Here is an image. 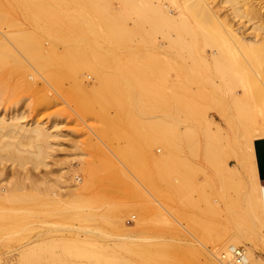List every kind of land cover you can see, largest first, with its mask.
Masks as SVG:
<instances>
[{"label":"rangeland","instance_id":"374dc122","mask_svg":"<svg viewBox=\"0 0 264 264\" xmlns=\"http://www.w3.org/2000/svg\"><path fill=\"white\" fill-rule=\"evenodd\" d=\"M123 1L0 0L1 10H3L1 13L3 16H1L5 19L2 22L4 25L0 28V39L9 30H12L11 32L16 31L23 24L33 20L63 19L74 21L84 18L100 20L99 18L102 19L100 16L106 10L109 16L115 19L126 13L124 12L126 9L129 10H126L129 12L126 15L128 17L126 22L129 28H133L135 26L134 21L138 19L137 12L133 9L140 8L137 7L140 1L133 0L135 3L138 2L137 5L133 4L132 10L131 7L124 6L125 2ZM10 23L13 25L10 26ZM147 26L149 25L145 24L144 27ZM146 29L149 30V27ZM68 30L67 34L69 33L68 35L73 38L76 28L70 27ZM99 30H101L100 27L97 28L98 33L96 35L100 38L102 30L101 33ZM160 34L162 33L154 34V37L151 38L145 35L147 43L144 56L148 59V65L150 63L158 65L157 70L148 69L143 71L144 73L139 70L135 72L137 75L139 73V77L141 76V79L137 78L138 82L145 81L147 83L149 87H146L147 90L138 85V87L135 85L134 87L132 84H126L121 79L127 75L124 65L129 61H137L140 57V52L134 48V45L137 44L136 37H133V42L130 43L128 49L119 48L113 50L114 52L105 46L103 39H98L95 51L87 49L88 52L86 53L90 55L84 53V55H88L89 60L87 59L77 66L73 58L70 57L68 66L64 68L68 76L54 81L52 91H49L51 88L42 81H39L37 87L32 91L22 88L19 84L30 73L31 65L10 55V49L1 48L4 54L0 57V115L12 116L21 112L26 115V122L32 123L33 120L44 122L53 134L50 138L51 148H49L48 155L39 168L33 165L34 169L31 162H28L29 164L26 163L24 166H27L24 168L25 170H22L20 166L17 167L19 163L16 162L12 165V170L11 163L4 162L9 167L6 166L7 178L0 177V186L8 183L11 186L10 195L13 194V196L9 197V200L8 197L5 198L6 200L0 197V220L2 221H0L2 223L0 228L4 231L0 229V264H18L19 252L29 243L38 246L35 247L38 254L28 264H209L211 253L223 252L222 254H225L223 250L227 244L225 245L226 242L224 241L232 232H235V225H237V223H233L232 218L237 214L236 211L241 209L243 211L244 209L241 205H244L242 196H245L249 190L248 185L245 184L247 178H231L229 184L227 181L230 182V179L224 178L223 180L227 182L225 186L220 184V178H207L206 167L209 174L214 173V170L208 166L203 156V129L202 124L200 125V121L197 119L199 117L193 116L196 120L191 117L194 121L190 124L188 122L191 121L190 117L182 111V113L177 111L180 110L177 109L180 106L179 100L183 98L180 92L182 94L185 92L183 94L185 97V94L196 91L199 86L196 83H183L186 77L184 74L187 75L188 72L184 63L186 54H182L183 51L178 53V50H176L177 53H174L175 50L170 47H167V51H165L166 45H170L168 41H165L168 39L161 37L164 36L163 34L159 36ZM36 35L31 51L41 52L45 47L51 45L54 32L47 28H39ZM155 36H157L156 39H160L157 40V43ZM148 38L151 41L155 39L154 43L157 46ZM163 38H165L164 41ZM64 49L63 45H58L59 51L62 52ZM172 50L174 51L172 52ZM172 53L175 56L181 54L185 58L184 61L182 62L181 55L178 59V56L175 57ZM108 56L114 58L105 63L104 59ZM183 63L184 66L182 67ZM56 64L57 66H55ZM56 64L50 62V65H47L51 72H59L61 65ZM109 65H111L110 68ZM191 71L193 75L197 76L198 70L197 72L194 69ZM95 73L115 74L119 80L107 83L99 82L94 79ZM178 85L181 86V91L177 89L179 88ZM183 85L187 87L190 85L193 88L191 87L192 90H190L188 87V90L184 87V89ZM195 87L197 88L195 89ZM155 92L160 93V96L164 94V97L168 98L165 99L163 96L160 98L159 95L157 98ZM128 95L132 98L134 96L137 101L140 98L139 103L141 101L146 103L149 106L146 108H150L149 111L146 109L144 112L135 110L131 113L124 112L110 101L113 97L122 99L126 96L128 98ZM172 95L178 96L176 98L179 100L176 101L175 99V101L179 105L174 102ZM167 100H171V102L168 103ZM139 103L135 107H140ZM170 107L172 109H169ZM138 108L136 107V110ZM174 108L177 109L175 110L176 114ZM213 113L215 112H211L209 116L211 117ZM167 115H171L169 118L174 119V121H170L171 123L180 121L174 124L180 132L188 127L195 129L192 135L195 138L192 137L194 140L190 141L191 144L189 143V146H194L195 149L193 148V150L196 152L191 151L192 163L199 168L198 178H195V181L200 182L198 186L206 188L205 191L209 196L208 203L210 202L212 205L210 203L204 205L206 203L198 199L200 198L199 192L194 191V193L191 192V197L194 199L193 201H199L198 203L195 202L197 207L195 204L193 205L195 206L194 209L191 204L187 203L184 194L174 187V179L178 180L179 178H169L168 181H163L160 178H153V176L148 178L150 175L147 176L148 173H146L144 178H139V181H142L140 186L133 184L131 160L122 158L118 151H121L127 141L131 139L130 141L145 149L153 148L157 155L162 154L163 147L160 144H155L152 139L156 134L154 127L146 130L147 136L145 134L141 136L135 129L146 124V126L149 124L156 126L160 121L166 122V120H170ZM177 115H179V120ZM215 115L217 114L215 113ZM186 117L188 118L184 120ZM219 119L218 117L217 121ZM225 126H227L226 123ZM179 142L182 146H179L180 148L187 149L184 140ZM223 145L226 146L227 142L224 141ZM235 149L237 150V148ZM241 150L243 149L241 148ZM226 160L229 169L230 167L234 168L237 164L233 157L228 156ZM141 164L138 163L137 165ZM94 167L97 169L91 170ZM15 168L17 169L16 175L30 172L33 173L31 175L34 178H14L13 171ZM261 169L264 175V158L259 169L260 172ZM79 179H82L83 182L79 183ZM259 179H261L264 188V176ZM234 183H240L239 188H237L238 184ZM74 184H79L77 190H73L72 185ZM205 184L206 186H204ZM227 184L235 186L231 187L230 185V188ZM205 191L203 192L205 193ZM220 193L223 196L222 200L219 197ZM167 195L171 198L169 199ZM178 196L183 200L182 202ZM92 198H97L100 203H91ZM234 198L239 199V201L236 202V199L234 201L236 204L232 205L231 199L234 200ZM229 203L232 205L231 209H235L233 206L237 207L238 204L242 203L240 209L238 207V210L235 209L236 214L232 213L233 217L229 212ZM216 204L218 207L220 206L219 210L218 207L216 208ZM93 208L99 210L102 215L99 223H95L93 218L92 220L88 219L87 214L92 212ZM201 210H205L206 213ZM141 216H145V218ZM236 217L234 218L238 219V215ZM139 218H142L144 223L138 229L139 236L132 246L133 249L115 247L121 242L120 231L118 230L122 226L121 223L123 224L124 221L128 226H131L134 224V220H139ZM233 228L234 230H232ZM247 230L250 231L246 232L247 235L250 233L252 239L250 240L247 238L249 236H246L250 240L245 239L246 244L256 250L264 261V228H251L247 225ZM220 240H224L223 243H218ZM59 243L70 245L71 251L83 250L82 248L85 247L91 248L97 254L96 259L87 258L81 254L65 256L62 248L56 246Z\"/></svg>","mask_w":264,"mask_h":264},{"label":"bare ground","instance_id":"6f19581e","mask_svg":"<svg viewBox=\"0 0 264 264\" xmlns=\"http://www.w3.org/2000/svg\"><path fill=\"white\" fill-rule=\"evenodd\" d=\"M139 1L140 2L137 1L139 3L137 7L140 8L133 9L138 15V19L134 21L135 26L133 28L127 26L126 20L128 17L126 15L129 14V12H127L129 10H127L126 7H131L132 10L134 7L133 4H136L137 2L135 3L133 0H124V6L126 7L123 6V8L127 11L125 10V15L123 14L117 19L111 18L106 10L104 11L105 16L102 14V16H100L102 19L99 18L100 20H92L90 18H84L82 20L76 19L74 21L63 19H50L45 21L33 20L27 24H23L19 29H16V31L11 32L12 30H9V32L3 34V37L0 39V57L4 54L2 49H10V55L16 57L19 61H26L31 65L30 73L19 84L22 88L32 91L37 87L39 81H42L47 87L51 88V90H49V88L48 90L52 91L53 82L57 79H62L67 75L64 68L68 66L70 57L73 58L75 65L79 66L88 59V55H84V53L89 54L86 53L88 52L87 49H91L93 52L95 51L98 39H103L102 41L105 46L114 52L119 48L128 49L130 43L133 42V37H136L137 44L136 46L134 45V48L137 52H140V57H138L137 61H129L124 65V69L127 70V75L123 78L121 77V79L129 85L132 84L133 86L138 85L141 88H149L145 81L138 82L137 78L139 77V73L137 75L135 72H138V70L143 72L148 69H151L152 71L157 70L158 65L150 63L149 66L148 59L144 56V50H146L147 43L145 35L151 38L154 37V34L162 33L164 36H161L162 34L159 36L166 37L168 40L163 38V41H168L170 46L166 45L164 48L165 45L163 44L164 46L162 48L160 47L161 50L164 48L165 51H167L166 48L170 47L175 50H172L174 53H177L176 50H178V53L179 51H183V53H181L186 54V59L182 57L181 54H179V56L177 54L178 59L180 55V58H183L182 62L185 59V67L188 70V72L185 70L187 72V75L184 74L186 76H184L185 79L183 80L181 78L182 76L180 79L183 80V83H196L199 86L198 89L195 87L196 91H191L188 92V94H185V97L183 95L185 92L183 94L180 92L183 96L180 100L177 99V95V98L174 97L175 95H172V99H174V102L177 100L180 101V106L177 108L180 110L174 108V112L175 110L179 112L182 111L186 116L190 117V119L192 117L194 120L196 119L193 116L199 117L197 119H199L200 125L202 124L201 126L203 129V156L208 166L214 170V173L212 172V174H209V170L206 167L207 178H220L219 181L221 180L220 184L222 183V186H225V183L227 182L228 184L231 183V178H247L245 184L249 187L248 193L245 196H242L243 199L241 198L244 201V205L242 203V205L238 204L240 202L237 203L239 209L240 205L244 207L243 211H241L242 209L236 211V214L235 209H237V207L233 206L235 209H231V206L236 204L234 201L240 195L237 196V198H234V200L231 199L232 205L229 203L230 214L232 217L233 214H236L234 217L238 215V219H236L237 217L232 218L233 223H237V225H235V232H232V235L230 234L227 240L225 239L226 241L222 240L226 242L224 243L225 245L227 244V247L225 246L223 250L225 254L223 255V252H217V254L211 253L212 255L209 257L210 263L209 261L208 263L264 264V261L257 254L256 250L252 249L245 242V239L250 238V233H248V235L246 233L250 232L248 231L249 229L247 230V225L248 227L251 226V228H264V188L261 179H259L261 176H264L262 169L261 172L259 171L264 158V0ZM1 8L2 6L0 5V28L4 25H2V22L5 20L2 18L3 15L1 13H3V10H1ZM145 24L149 25L147 26L149 27V30L146 29L147 27H144ZM12 25L13 24L10 26ZM70 27L76 28V33L73 38L68 35L69 33L67 34ZM98 27L102 30V33L100 32L101 30H99L102 34L100 38L96 35V33H98L96 31ZM39 28H47L48 30L53 31L54 36L49 47H45L43 50L40 49L41 52H33L31 50L33 48L34 40L37 37L36 31ZM156 37L157 36H155V39ZM155 39H152L153 41L149 39V41L154 43ZM157 40L158 39L155 40L156 43ZM59 44L65 47L62 52L58 50ZM93 52L92 54L96 56ZM172 55L175 56L173 53ZM113 58L109 56L108 58L106 57L104 59L105 63ZM50 62L55 64L59 63L61 65L59 72L50 71L47 66L50 65ZM184 63L182 67L184 66ZM59 64L58 66H60ZM55 66H57V64ZM110 66L111 65H109V68ZM193 69L196 72L198 70V74L195 73L197 76L191 73V70ZM90 71L92 72V70ZM94 76V79L103 83L112 82L118 79V76L115 74L105 75L95 73ZM139 78L141 79V76ZM178 86L179 88L176 86H174V88L176 87L181 91V86ZM184 87H186V89L189 87L190 90H192V86L190 87V85L188 87L183 85V88ZM146 90L144 89V91ZM170 93L172 92L170 91ZM155 94L158 98L157 95L160 93L158 94V92H155ZM162 96L164 97L165 95L163 94ZM162 96H160V98ZM126 97H122V99L113 97V99L110 98V101L119 109L128 113L135 111L144 112L146 109H150L146 108L149 107L146 103L144 104L142 101L139 103L140 98L139 101H137L134 99V96L133 98L132 96H129L130 98ZM169 102H171V100L168 101V103ZM138 103L140 107L136 106L137 108L139 107L136 110L135 105H138ZM171 104L169 105L173 106ZM167 107L169 106L167 105ZM169 109L172 108L170 107ZM211 112H215L218 116L213 113L210 117L209 114ZM167 116L168 119H170L166 120L167 123L160 121L156 126L154 124L146 126V124L144 125L145 127L139 126L138 129H135V131L137 130V133L139 132V134L143 136L144 134L148 135L146 130L154 127L156 134L152 139L155 144H160L163 147L164 151L162 154L157 155L153 148L145 149L144 147L130 141L131 139H127V144L121 149V151H118V154L124 159L131 160V166L133 169L132 174L134 176L132 182L135 186H140L139 184L142 183V181L140 182L139 178H144L146 175H150L148 178L153 176V178H160L163 181H168L169 178H179L178 180L174 179V187L177 191L179 190L184 194L185 199L188 201L187 203L193 206L199 202L193 201L194 199L191 197V192L194 193V191H198L200 198H198V195L197 198L200 201L205 202L206 204L204 205H207L210 203H208L209 196L205 191L206 188L204 189L203 186H198L200 182H197L198 180L195 181V178H198L199 168L192 163L190 156L192 155L191 151L196 153L195 150H193L194 146H189L192 143L190 141H193L195 138V136H192L195 129H192L191 127L194 124L190 126L191 129L186 124H188V122L191 124L194 120L191 119V121H188L187 123L185 122L186 124H184L188 128L180 132L178 128L176 129V125H174L180 121L171 123L170 121H174V119L169 118L171 115ZM178 116L179 115H177V119L179 120ZM188 117L184 118V120ZM218 117L220 119L217 121ZM26 120V115L21 112L18 114L15 113L12 116L0 115V177L2 178H7L8 170L5 161L11 163V168L16 162L17 164L19 163L17 167L20 166L22 170L27 167L24 166L26 163L29 164L28 162H31V166L34 165L36 168H39V166H41L40 164H43V161L47 157L49 148H51L50 138L53 133L50 128L45 125L46 123L34 120L32 123H29L26 122ZM225 123L227 125L225 126L226 128L224 127ZM183 140L187 144V149L179 147L181 146V142L179 141ZM224 141L227 142L226 146L228 149L223 145ZM235 148H237V150ZM238 148H240V150H238ZM241 148L243 150H241ZM228 156L236 159L237 164L234 168L230 167L229 169L226 160ZM138 163L142 164L137 165ZM96 169L97 168L94 167L91 170L95 171ZM13 173L14 178H34V176H32L33 173L30 172V174L27 172L23 175H21V173H19L20 175H16V168ZM224 178H229L230 182H225V180H223ZM82 182V179H79V183ZM228 184L227 186L230 187L231 184ZM234 184H238L237 188H239L238 186L240 183ZM78 186L79 184L72 185L73 190H77ZM204 186H206V184ZM233 186L235 185L232 184L231 187ZM237 188L234 187V189ZM10 189L11 186H9L8 183L7 185L0 186V197L3 199L8 197L7 199L9 200L13 196V194L10 195ZM203 191H205L206 194ZM182 193L181 195H183ZM180 197L178 199L182 202L183 198L181 197V199ZM219 197L221 200L223 199L222 193H220ZM242 200L241 202H243ZM91 201V203H98L100 200L92 198ZM237 201H239V199H237L236 202ZM87 203L89 202L87 201ZM200 203L198 204L199 207ZM216 205L217 208L218 204ZM210 207L211 206L209 205V208ZM193 208L195 209V206H193ZM219 208L220 206L218 207V210ZM93 209L92 212H88V219L92 220L93 218L95 223H99L102 215L99 210L96 208ZM201 211L206 213L205 210ZM133 217L135 219V216ZM141 217L145 218V216ZM141 219L134 220V224L131 226H128L124 221L123 224L121 223L122 226L118 228L120 231L121 242L115 247L120 246L128 249L132 248L138 240V229H140V225L144 223V220ZM1 222L0 224H2ZM0 229L2 230V228ZM232 230H234V228ZM246 236L249 237L246 238ZM251 239L252 238H250V240ZM222 241L220 240L218 243H221ZM56 246L60 249L62 248L61 250L65 256L81 254L92 259H96L97 256L96 252L88 247L82 248L83 250L71 251L69 249L71 247L70 245L59 243L56 244ZM35 247L38 246L35 244L32 245V243H29L28 246L24 247L23 250L19 252L20 260L18 264L30 263L38 254ZM240 247L242 250L239 249ZM88 255H90V257H88ZM238 258H240V263H238Z\"/></svg>","mask_w":264,"mask_h":264},{"label":"built area","instance_id":"2783aa9c","mask_svg":"<svg viewBox=\"0 0 264 264\" xmlns=\"http://www.w3.org/2000/svg\"><path fill=\"white\" fill-rule=\"evenodd\" d=\"M238 261H239L238 263H240V258H238Z\"/></svg>","mask_w":264,"mask_h":264}]
</instances>
